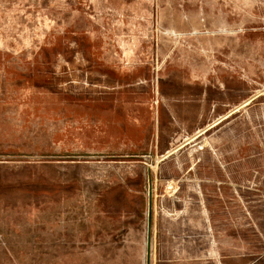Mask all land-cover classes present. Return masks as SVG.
<instances>
[{"label":"rangeland","instance_id":"1","mask_svg":"<svg viewBox=\"0 0 264 264\" xmlns=\"http://www.w3.org/2000/svg\"><path fill=\"white\" fill-rule=\"evenodd\" d=\"M0 264H264V0H0Z\"/></svg>","mask_w":264,"mask_h":264}]
</instances>
